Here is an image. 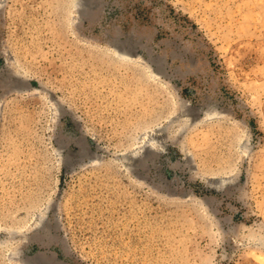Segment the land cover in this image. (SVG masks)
<instances>
[{"label":"rangeland","instance_id":"rangeland-1","mask_svg":"<svg viewBox=\"0 0 264 264\" xmlns=\"http://www.w3.org/2000/svg\"><path fill=\"white\" fill-rule=\"evenodd\" d=\"M0 264H264V0H0Z\"/></svg>","mask_w":264,"mask_h":264}]
</instances>
